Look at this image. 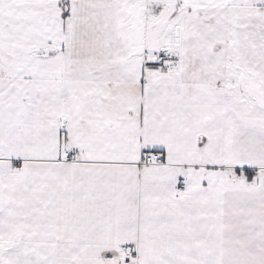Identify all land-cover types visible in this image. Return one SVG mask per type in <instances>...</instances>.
Segmentation results:
<instances>
[{
    "label": "snow or ice",
    "instance_id": "6c2138e0",
    "mask_svg": "<svg viewBox=\"0 0 264 264\" xmlns=\"http://www.w3.org/2000/svg\"><path fill=\"white\" fill-rule=\"evenodd\" d=\"M0 264H264V0H0Z\"/></svg>",
    "mask_w": 264,
    "mask_h": 264
}]
</instances>
